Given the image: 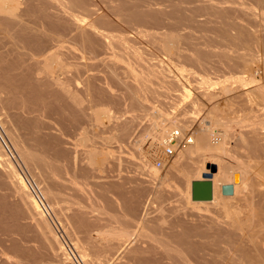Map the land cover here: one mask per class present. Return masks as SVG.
<instances>
[{"label": "bare ground", "instance_id": "bare-ground-1", "mask_svg": "<svg viewBox=\"0 0 264 264\" xmlns=\"http://www.w3.org/2000/svg\"><path fill=\"white\" fill-rule=\"evenodd\" d=\"M256 18H260V20L257 21ZM253 19L256 24H252L250 21ZM238 20L245 21V24L239 23ZM258 26L260 33L253 34V29ZM183 29L188 31L186 37L180 33V30ZM203 31L212 35H203L205 38L202 41L197 40L194 45L202 46L204 44L211 48H222L220 52L216 53L210 49L202 51L197 46H194L195 50L188 47L181 48L180 43L182 42L180 40L186 41L195 32L202 33ZM158 33L162 38L157 45L161 56L155 54L148 56L143 41L152 42L155 38H159ZM0 34L13 40L9 41V49L0 52V98L4 96L9 111L14 109L11 114L16 111L18 113L17 118L21 122L24 121L21 127L25 126L24 129H28L24 132L19 130L20 133H18L16 128L20 125L17 126L14 119L7 120L6 118L4 120L0 118V126L6 136L1 134L3 137H7L8 144L16 150L18 158L21 159L26 168L23 164L22 167L29 171L35 170L34 172H36L37 170V174H33V177L42 196H44L43 199L52 209L49 208L53 213L50 216L55 215L56 219L59 218L54 208V204H57L59 200L55 201V187H50L45 183V186L42 185L40 179L42 177L55 183L54 175L60 174L63 165L61 161L68 156L70 157L72 152L67 154L66 150L63 149L65 146L62 148L63 143L67 142L66 137H62L66 128L62 125L61 130L58 127V132L54 133V130L51 131L53 124L49 121L50 117L46 115L47 111H57L59 107L54 105H58L62 99L70 105L71 110L77 112V118L80 116L92 123V126H96L102 119L101 115H105L110 128L117 131L124 130L125 126L130 124L129 121L125 123V121L122 122L124 119H121L123 113L128 111L123 107L125 99L130 101L129 110L137 109L153 115L154 120L145 129V132L150 136L148 147L144 148V146H140L141 144L139 145L141 161L139 164H142L143 169L145 168L152 180H155V187L151 185L154 188L152 190L153 201H158V209L161 212L166 210L164 206L165 196H163L166 186L175 189V183H172V180L179 183L178 179H180L182 183V187L178 184L181 193L179 205L176 207L177 211H181V215L186 217L194 215L196 219L191 220V226L184 227L181 225L180 232L176 233L178 234L177 238H174L177 239L176 242L163 243V240L157 243L156 246L163 247L161 253L165 256L162 261L141 257L145 253H148V256L149 254L153 255L152 253L156 251L141 248L140 243H136V238L156 236V234H152L154 235L152 236L146 232L150 229L148 228L150 224H146V227L145 223L142 229H146V231H142L138 235L125 227H113L111 234L107 235L106 238L112 242L106 240V243L94 242V244L89 242L96 248L95 257L99 258V256L105 255V247L121 254L120 252L129 245V248L127 247L122 252L124 255L121 254L122 256L117 258L118 261L115 264H165L164 260L166 259L183 264H188L189 261L194 264H264V0H0ZM64 43L66 48L67 44L73 46L75 51L71 50V47L68 50L73 56L68 53L69 57L67 54L62 58L64 52L60 53L62 50L59 51L57 48L61 46L63 48ZM55 47H57L56 51L52 52L51 49ZM241 49L245 51L242 54L239 53ZM190 50L194 51L188 53ZM102 55H106V57L109 55V57H101ZM69 58L73 60L69 61ZM115 58H119L123 62L124 70L122 73L125 75H130L127 73L131 72L128 70L129 67L138 68L137 71L134 69L131 74L132 77L130 76L133 79L132 82L130 81L131 78L126 82L127 80L125 81L121 77L122 74L119 75L116 71L117 62ZM99 62H103V65L109 70L108 77L111 81H103L106 83L105 86L97 83L99 79L96 74L84 75L83 73L84 68L93 69ZM169 62L176 66L175 69L169 68ZM181 62H186V65L181 64ZM71 67L77 72V78L66 75V71ZM194 78L197 79V84L200 86H195V84L194 87L187 84ZM79 82L83 87L81 90H79V86L77 88ZM110 82L119 85H117L118 89H122L120 95L109 91V88H112ZM154 82L160 84L159 87L154 85L152 88L150 84ZM155 86L158 88L157 90L154 88ZM160 86L163 87V91H158L161 89ZM113 88L115 87L113 86ZM173 91H177L183 100L188 97L191 101L205 99L208 102L212 100L215 102L220 98L236 99L247 107L249 106L248 109L253 113L245 114V118L249 119V122L242 126L246 129L240 125V122L237 123L239 117L236 119L237 121L229 116V118L221 117V114L217 113L219 109L216 111L217 104L211 106L207 112L209 115L195 126L194 124L192 126L191 119L189 121L185 117L181 118L178 111L179 117L176 114L171 117L164 116L168 118L167 121L160 122L162 116L158 119L159 116L157 112L154 113L155 110L150 113L144 102L157 95L166 97ZM174 97L176 98V96ZM58 100L60 101L58 102ZM16 101L17 105L14 104ZM85 103L87 105H84ZM107 103L115 106L116 111H110ZM70 109L64 105L63 108L59 109L62 111L60 114ZM117 113L120 114L117 115ZM183 114L185 116V113ZM60 117L62 116L59 115ZM6 121H10L8 125H6L8 123ZM56 121L61 120L56 119ZM134 122L135 119H132L131 124ZM233 122L242 127L237 137L233 136L231 131ZM67 125L69 124L67 123ZM173 131H179L181 135L189 134L191 142L167 158L164 150L162 152L160 147L168 145ZM82 132L77 139L72 138V140H76L75 145H83L89 148L84 150V159L87 164H95L97 155H102L100 161L103 162L110 161L115 157H112L113 154L106 149H104V153L101 152L102 149H96L97 136L92 131L83 130ZM67 135L71 136V133ZM117 138L126 142L124 133H118ZM138 138L141 139V136ZM232 141H234V145L231 147ZM103 142L107 141L103 139ZM134 142L140 143L139 139ZM51 152H53V156ZM76 152L78 155V151ZM160 152L162 153L160 154ZM75 155L70 157L74 161L75 158L78 159V156L75 157ZM15 156L12 151L11 153L7 151L0 140V254L7 255L6 253H9L8 256L11 258L1 259L0 264H31L33 259L30 260L32 254L29 251L32 252L33 248L31 246L30 249V246L26 245L29 241L26 238V234H28L26 230L32 226L36 230L35 235L41 245L40 251L36 250L40 256L44 255L49 262L55 264H66V259L69 256L57 233L52 228V224H50V221L53 222L49 216L50 212L46 213L45 209L28 190L22 176L24 169L21 170V165ZM81 156L79 155V157ZM155 159L162 162L161 167H156V161H153ZM16 166L21 170L20 173ZM82 166L84 167V165H80V167ZM166 166L167 168L164 170L163 168ZM160 169L163 170L160 171ZM96 170L98 171L100 168L96 166ZM79 172L83 178L92 177L85 168ZM73 173L77 174L75 171ZM203 173L211 174L212 199L210 201H197L184 197L183 194L191 192V182L202 180ZM235 173L239 174L237 183H233V174ZM93 176L96 178L95 174ZM111 176L114 178L113 175ZM105 177L108 179L107 176ZM115 177L118 178L119 176ZM151 178L149 183H151ZM108 184L101 186L100 196L102 198L104 195L106 199L107 197L111 198L107 193L113 186ZM225 184H233L231 195L221 193V186ZM137 187L139 188V186ZM119 188L115 192L118 193ZM92 191L94 192V189ZM117 195L120 197L119 194ZM176 195L179 196V194ZM12 196L16 197L10 199ZM57 198L60 199L59 195ZM106 201L109 202V200ZM121 205L120 203V207ZM122 206L123 209L121 210L124 213L121 214H126V212L130 214V211L134 209L130 201ZM204 206H209V208L211 206V209ZM110 207H113L112 204ZM189 207L195 212V208H201L212 213L215 209V211L218 210L216 211L218 216L215 217L208 213H193V211L191 213L187 211ZM228 207H231L232 211ZM115 209L116 204L114 210L112 208V212H115ZM135 212L133 213L135 214ZM158 213L160 212L158 211ZM113 214L116 215L117 210L116 214ZM86 215L84 211H77V215H73L75 217L74 225L83 229L85 225L82 219ZM122 217L125 219L124 215ZM155 217L152 219L156 222L166 223L165 216V218L163 216ZM29 219L32 222H29ZM113 219L111 218V220ZM86 220L88 221V219ZM150 220L151 218L147 219V216L142 219L143 222ZM59 221L61 222V217L56 222L58 226L64 228V231L69 229L63 223L59 224ZM66 222L68 226V221ZM119 222L118 219L117 223L119 224ZM67 231L66 233H68ZM31 235L34 236V234ZM164 236L166 237V234L161 235L162 238H165ZM73 239L75 241V238ZM73 239L72 242H74ZM74 245L76 244L74 243ZM82 247H80L81 250ZM85 249L83 250L85 251ZM84 251H81L80 254L82 258L87 255L86 251L85 255L82 253ZM117 254L116 256H118ZM82 258L81 260H83ZM103 261L105 260L103 259ZM82 262L89 263L87 258Z\"/></svg>", "mask_w": 264, "mask_h": 264}, {"label": "rangeland", "instance_id": "rangeland-1", "mask_svg": "<svg viewBox=\"0 0 264 264\" xmlns=\"http://www.w3.org/2000/svg\"><path fill=\"white\" fill-rule=\"evenodd\" d=\"M169 10H171V9H169ZM259 11V10H258ZM256 20L258 21V20H260V18L258 19V18H256ZM251 22H252V24H256V21L253 19V20H250ZM238 22L239 23H242V24H245V21H243V20H238ZM184 30V31H183ZM183 30H180V33L183 35V36H187L186 34V32H188L187 31V29H183ZM162 31H164V30H162ZM198 33V34H197ZM195 32L193 35H192V37L190 38V39H186V41L185 40H180V42H182V43H180L181 44V48L182 49H184V47H188V48H190V49H196L195 47L197 46L198 47V49H200V50H208V49H210L211 51H213V52H220V50H222V48H211V47H208V46H206V45H194L195 43H196V41L197 40H200V41H202V39L203 38H205L204 36H209V35H212V34H209V33H207L206 31H203L202 33L200 32ZM260 33V27L258 26L256 29H253V34H259ZM196 35V36H195ZM204 35V36H203ZM158 36H159V38H155L152 42H149V41H143L142 43H143V45H144V47H146V52H148L146 55H148V56H150V55H152V54H155V55H157V56H161V52H160V50L158 49V47H157V45L161 42V35L158 33ZM199 36V37H198ZM202 36V37H201ZM193 38V39H192ZM196 39V40H195ZM192 40V41H191ZM9 41H13L12 39H8V37H6V36H4V35H2V34H0V46H2V47H0V52H4L5 50H7V49H9V47H10V43H9ZM188 41V42H187ZM190 42H192V43H190ZM190 43V44H189ZM193 44V45H192ZM66 44L64 43L63 44V48H62V46L61 47H59V48H57V47H55V48H53V49H51L52 50V52L53 51H56V48H57V50H59V51H61L60 53H62V52H64V53H62V58H64L65 57V55H67L68 53L71 55V56H73L71 53H70V51L68 52V50L70 49L69 47H71V45L70 44H67V48H66V46H65ZM68 45H70V46H68ZM195 46V47H194ZM61 48V49H60ZM203 48V49H202ZM55 49V50H54ZM19 51L21 50L20 48L18 49ZM67 50V51H66ZM71 50H73V51H75L74 50V48H73V46L71 47ZM193 50V51H194ZM66 51V52H65ZM173 51H175V49H173ZM183 52H184V50H182ZM186 51V50H185ZM193 51H188V53H191V52H193ZM51 52V51H50ZM50 52H48V53H50ZM230 53L229 54H231V51H229ZM242 52L244 53L245 51L244 50H240L239 51V53H241L242 54ZM151 53V54H150ZM67 55L68 57L70 56V55ZM233 54V53H232ZM203 55H204V53H203ZM236 55V54H235ZM148 56H145V57H148ZM68 57H66V58H68ZM101 57H105V58H107V57H109V55H107V57H106V55L104 56V55H102ZM214 59H217L216 57H214ZM69 61L70 60H73V59H71V58H69L68 59ZM107 60V59H106ZM115 61L117 62V66L115 67L116 68V71L119 73V75L120 74H122V78L126 81V82H128V80L132 77V72H134V71H137V69L138 68H135L134 66H131V67H129L128 68V70L129 71H131V72H127V73H129L130 75H125L124 73H122V70H124V66H123V62L122 61H120L119 60V58H115ZM170 63L171 62H169V64H168V66H169V68L170 69H175V67L176 66H174L172 63H171V65H173V66H171L170 65ZM104 63L103 62H99L96 66H94L93 67V69H89V68H84L83 69V73H84V75H88V74H96V76H97V78L99 79V80H97V83L98 84H100L101 86H105L106 85V83H103V81L104 82H107V80H108V82L109 81H111L110 80V78L108 77L109 76V70L107 69V67L105 66V65H103ZM181 64H185L186 65V62L184 63V62H181ZM102 65V66H101ZM122 65V66H121ZM120 67H121V69H120ZM134 67V68H133ZM173 67V68H172ZM187 67H189V66H187ZM119 68V69H118ZM68 69V68H67ZM73 68L71 67L70 69H68V71H66L67 73H66V75L68 76V77H72V76H74V77H76V76H78V74H77V72L73 69ZM135 69V70H134ZM134 70V71H133ZM106 71H107V73H106ZM121 71V72H120ZM76 72V73H75ZM72 74H74V75H72ZM107 74V75H106ZM125 76H124V75ZM99 75V76H98ZM105 75V76H104ZM124 76V77H123ZM131 76V77H130ZM101 77V78H100ZM126 77V78H125ZM77 78V77H76ZM103 79V80H102ZM193 79V78H192ZM132 78L130 79V81L132 82ZM191 80V79H190ZM102 81V82H101ZM129 81V82H130ZM155 82H157V81H155ZM149 83L150 84V86L153 88V86L154 85H158L157 83ZM111 83V82H110ZM198 83V81H197V79L196 78H194V80H192L190 83L189 82H187V84L188 85H190V86H194L195 84V86H200L199 84H197ZM105 84V85H104ZM193 84V85H192ZM111 85H112V88H109L110 90V92L111 93H113V94H118V95H120L121 94V90L120 89H118L119 87H117V85L118 84H116L115 82H113V83H111ZM160 85V84H159ZM159 85L157 86V87H159ZM78 86H79V90H81L83 87H82V84L79 82V84H77V88H78ZM113 86L115 87V88H113ZM119 86V85H118ZM194 86V87H195ZM156 86L154 87L156 90L158 89ZM160 88L161 89H159L158 91H163L164 89H163V87H161L160 86ZM192 91V90H191ZM175 92H177V91H173V92H170V94H168V95H166V97L165 96H163V95H157V96H155V97H153V98H151V99H149V100H147V101H145L144 102V104H146V106L149 108V112L150 113H152L154 110V113H156L157 112V114H158V116L159 117H157L158 119H160V117L162 118L161 120H160V122H163V121H167L166 119H168V118H165V117H171V116H174L173 114H178V112H179V116L181 117V118H184L185 117V119H189V121H190V119H191V123H192V126H193V124H194V126L195 125H197V123H199L200 121H202V120H205V118L209 115V113H207L208 112V109L211 107V106H214V105H216V108H217V110L216 111H218V109H219V112H217L218 114H221L220 116L221 117H224V118H227L228 116L230 117V118H234V120L235 121H237L236 119H238V117H239V120L237 121V123L238 122H240V125L242 126H244V125H246V124H248V123H246V122H249V119L247 120V118H245V114L246 115H250L251 113H253V112H251L248 108H249V106L247 107V105H244V104H242V102L240 101H236V99H232V100H230V99H225V98H220V99H218V100H215V102L212 100V101H209L208 102V100H205V99H198L197 101H191V99H190V97H188V98H185L184 100L181 98V96H179L180 94L178 93H175ZM160 93V92H159ZM172 94H173V96H172ZM174 96H176V98L174 97ZM179 96V97H178ZM4 97V96H3ZM2 96H1V98H2V102H1V98H0V110L2 111H0V118H3L4 120H6V118H7V120H10V119H14V122L16 123V125L18 126V125H20V127L18 126V128H16L17 129V132L18 133H20V131L21 130H23V131H21V132H24L25 130H28V129H24L25 128V126H23V127H21L22 125H23V123H24V121L23 122H21L18 118H17V114L18 113H16V111H14L12 114H11V112H12V110H14V109H12L11 110V112L9 111V108H8V106L6 105V101H5V99L3 98ZM163 97V98H162ZM172 97V98H171ZM156 98H158V99H156ZM126 100V101H125ZM124 101H123V107L125 108V109H127L128 111H126V112H121V113H123V116L121 117V119H124V120H122V122H124L125 121V123L126 122H130V124H131V120L132 119H135V122L134 123H132L131 125L129 124V125H126L125 126V128H124V130H121V131H117V130H114V129H111L110 128V125H109V121H108V119L107 118H105L104 116L105 115H101L102 116V119L100 120V123L98 124V125H96V126H92V123H90L89 121H87V120H84V119H82L80 116V118L78 117L77 118V116L78 115H76L77 114V112L76 111H73V110H71L70 108H69V104L68 103H66L63 99L60 101V100H58V102H59V104L58 105H54V106H56V107H59L58 108V110H57V108H56V110L57 111H47L46 113V115L47 116H49L50 117V122H52V128H51V131L52 130H54L53 132L54 133H57L58 131L57 130H59L60 129V127L63 125L65 128H66V132H65V134L63 133L62 134V137H66V143H63V146H62V148L63 149H65L66 150V152H67V154H70L69 152H71V154H70V157H72V155L74 156L75 155V152L76 151H78V155H77V152H76V155H75V157H77L78 159H76L75 158V161L72 159V158H70L69 156L67 157V158H65L64 160H62L61 162H62V164L64 165V167H63V165H62V168H63V170H62V168H61V171H60V174L57 176L56 174L54 175V180H55V183L54 182H52L51 180H49V179H43L42 177H41V184L42 185H44V183H45V185H48V186H50V187H55V193H56V202H57V200H59V202L56 204H54V208H55V211H56V214H57V217H59L58 219H60V217H61V222L59 221L58 223L60 224V223H63L65 226H66V228H69V229H67L66 231L68 232V233H66V231H64V228H61L60 226H58L57 225V220L58 219H56V217H55V215H53V216H50V215H52L53 213L51 212V208H50V205H48V204H46L47 202H46V200L45 199H43L44 198V196H42V200H43V203H44V205H45V207H46V209H47V211H45L46 213L48 212L49 213V216L53 219V222L52 221H50V224H52L51 226H52V228L54 229V231L57 233V236L60 238V241L62 242V244H63V246L65 247V249H66V252L68 253V251H67V248H66V246L64 245V242H63V239L71 246V248H72V250H73V252H74V254H75V256H76V259H77V261L72 257V256H70V254L68 253V259H66V264H86V263H84V262H82L85 258H87V260H88V264H115V262H117L118 260H117V258H119L120 256H122V255H124L122 252H124L125 251V249L128 247L129 248V245L125 248V249H123L122 250V252H120L121 254H117L118 252H115L114 250H111V249H108L107 247H105V251H106V256L105 255H101V256H99V258L98 257H95V254H94V252L96 251L95 249V247L91 244V243H106V241H108V242H112V241H109V240H107L106 238H107V235H110L111 234V231H112V229H113V227H125L126 229H129V230H133L134 231V233H135V235H138L139 233H141L142 231H146V229H142V227H143V225H144V223H145V225L147 224V225H149L150 224V226H148V228H150L149 230H147L146 232L148 233H150L151 235L152 234H156V236H154V235H152V236H154V237H152V238H154V239H152V238H143V237H139V238H136L135 240H137V242L136 243H140V246H141V248H144V249H148V250H156V251H154L152 254L153 255H151V254H149V256H148V253H145L144 255H141V257L143 256V257H145V258H149V259H156V260H160V261H162V259H164L163 257L165 256L164 254L162 255V251H163V247H161V246H156L157 245V243H159L160 241L162 242L163 240V243L165 242V243H167V242H169V243H174V242H176L175 240H177V239H174V238H177L176 236L178 235V234H176V233H179L180 232V228H181V225H183L184 227L186 226H191L192 225V221L191 220H195L196 219V216H189V217H186V216H184V215H181V211H177V208L176 207H178V205H179V198H180V185H181V187H182V183H181V181H180V179H178V182L179 183H177V182H175V180H172L173 182L172 183H175V189H173V188H171V187H169L168 185L165 187L166 188V190H164V192H163V196H165V211L164 212H161L158 208H159V205H158V201L157 200H155V201H153L154 199H153V191L152 190H154V188L152 187V186H154L155 187V180H152V178L149 176V174L146 172V170H145V168L143 169V166H141L142 164H139V163H141V161H140V155H139V153H140V150H139V147L140 146H144V148H147L148 147V143L150 142V140H149V134H147L146 132H145V129L147 128V126H149L150 124H151V122L154 120V118H153V115H151V114H146V113H144L143 111L141 112V110H129V105H130V101H128V99H125ZM155 100V101H154ZM159 100V101H158ZM161 100V101H160ZM202 100H204V101H202ZM172 101V102H171ZM64 102V104H62V103ZM199 102V103H198ZM212 102H214V103H212ZM4 105H3V104ZM87 103V102H86ZM84 104V105H87V104ZM193 103V104H192ZM195 103V104H194ZM202 103V104H201ZM15 105H17V101L14 103ZM160 104V105H159ZM198 104V105H197ZM199 104H201L200 106H199ZM219 104V105H218ZM236 104V105H235ZM6 105V106H5ZM61 105H62V107H61ZM65 105V107L67 108V109H70V110H67L65 113H63V114H60V113H62V111L61 110H59L60 108H63V106ZM193 105V106H192ZM152 106V107H151ZM192 106V107H191ZM218 106V107H217ZM239 106V107H238ZM242 106V107H241ZM3 107H5V108H3ZM107 107H109L110 108V111H116V107L114 106L113 107V105L112 104H110V103H107ZM154 107V108H153ZM169 107H171V108H169ZM192 108H193V110H192ZM195 108V109H194ZM200 108V109H199ZM205 108V109H204ZM231 108V109H230ZM5 109V110H4ZM157 110V111H156ZM186 110V111H185ZM234 112H233V111ZM244 110H246L245 112H244ZM4 111H6V112H4ZM8 111V112H7ZM69 111V112H68ZM174 111V112H173ZM178 111V112H177ZM243 111V112H242ZM87 112H90V110H87ZM148 112V113H149ZM187 112V113H186ZM192 112H194L193 114H192ZM250 112V113H249ZM2 113H4V114H2ZM52 113H54L53 115H52ZM68 113H70V114H68ZM160 113H161V115H160ZM169 113V114H168ZM183 113H185V116H184V114ZM13 114H14V116H13ZM16 114V115H15ZM50 114V115H49ZM66 114L68 115L67 117H66ZM120 113H117V115H119ZM236 114V115H235ZM8 115V116H7ZM12 115V116H11ZM31 115V114H30ZM52 115V116H51ZM59 115L60 116H62V117H60L59 118ZM63 115H65V116H63ZM177 115V116H178ZM187 115V116H186ZM231 115V116H230ZM5 116V117H4ZM71 116V117H70ZM165 116V117H164ZM178 116V117H179ZM235 116H237V117H235ZM9 117V118H8ZM17 119H15V118ZM48 117V118H49ZM56 117V118H55ZM69 117V118H68ZM228 117V118H229ZM243 117V118H242ZM76 118V119H75ZM52 119V120H51ZM56 119H58V120H61V121H56ZM156 120V121H159V120ZM246 119V120H245ZM55 120V121H54ZM76 120H78L77 121V124H76ZM82 120V121H81ZM84 120V121H83ZM193 120V121H192ZM243 120V121H242ZM65 121V122H64ZM72 121V122H71ZM104 123H103V122ZM6 122H8V121H6ZM10 122V121H9ZM9 122L8 123H6V125H8L9 124ZM19 122H20V124H19ZM54 122V123H53ZM57 122V123H56ZM71 122V123H70ZM67 123L69 124V125H67ZM102 123H103V125H102ZM190 123V122H189ZM196 123V124H195ZM237 123H235V122H233L232 124H231V131H232V134H234L233 136H235V137H237V136H239V130L240 129H242V127L238 124L237 125ZM245 123V124H244ZM22 124V125H21ZM54 124H55V126H54ZM57 124V125H56ZM58 124H60L59 126H58ZM65 124V125H64ZM237 126H236V125ZM1 125V124H0ZM99 125H101V126H99ZM16 126V127H17ZM68 128H67V127ZM72 126V127H71ZM77 126H78V128H77ZM99 126V127H98ZM109 126V127H108ZM240 126V127H239ZM57 127V128H56ZM58 127H59V129H58ZM70 127V128H69ZM81 127H82V129H81ZM23 128V129H22ZM220 128V127H219ZM244 129H246V127H243ZM0 130H1V132H2V134H3V136H6V135H4V132H3V130H2V127L0 126ZM20 130V131H19ZM61 130V129H60ZM83 130H89V131H92L96 136H97V144H96V149L98 150H101V152L102 153H104L105 152V150L104 149H106L107 151H109L110 153H112L113 155H112V157L113 156H115V157H113L112 159H110V161L109 160H106V161H100V159H101V157H102V155H97V157H96V163L95 164H92V165H89V164H87L86 163V160L84 159V150H86V149H89V148H87V147H84L83 145H75L76 143V140H74V139H77V137L80 135V134H82L83 132ZM70 131V132H69ZM75 131V132H74ZM60 133V132H59ZM70 133H71V136H68L67 134H69L70 135ZM118 133H124V135H125V138H126V142H124V141H120L118 138H117V135H118ZM74 134V135H73ZM141 134V135H140ZM64 135V136H63ZM77 135V136H76ZM74 136V137H73ZM139 136H141V139L140 138H138ZM70 137H71V139H70ZM112 137V139H110ZM5 138V140L7 141V144L9 143L8 142V139H7V137H4ZM72 138H74L73 140H72ZM69 139L71 140L70 142H69ZM103 139H105L107 142H103ZM136 139H139V142L140 143H138L137 142V144L134 142ZM73 141V142H72ZM69 143H73V144H69ZM234 143V141H232L231 143H230V145H231V147L234 145L233 144ZM133 144H135V145H133ZM141 144V145H140ZM9 146H10V149H11V147H12V145H10V144H8ZM67 145V146H66ZM73 145V146H72ZM138 145V146H137ZM140 145V146H139ZM134 146V147H133ZM136 146V147H135ZM67 147V148H66ZM132 147H133V149H132ZM69 148V149H68ZM75 148V149H74ZM136 148V149H135ZM138 148V149H137ZM161 148V151L163 152V150H164V147L162 146V147H160ZM163 148V149H162ZM11 151H12V153H13V155H16L15 157H16V159H17V161H18V163L21 165V170H23V173L25 174V172H26V176L28 177V178H30L31 180H33V182L35 183V179H34V177H33V174H37V170H36V172H34L35 170H28V169H25L26 167H25V165L22 163V161H21V159L20 158H18L19 156H18V154H17V152H16V150H14L13 149V147H12V149H11ZM75 151V152H74ZM239 151H242V150H239ZM162 152H160V154L162 153ZM80 153H82V154H80ZM53 154V152H51V155ZM79 155L82 157H79ZM53 156V155H52ZM100 156V157H99ZM118 156V157H117ZM121 156V157H120ZM99 157V158H98ZM20 160V162H19V160ZM118 160H120L121 162H119ZM10 161H12L11 159H10ZM64 161V162H63ZM77 161V162H76ZM115 161V162H114ZM154 162L156 161V159L155 160H153ZM170 161V160H169ZM79 162V163H78ZM106 162V163H105ZM111 164H110V163ZM118 162V163H117ZM153 162V163H154ZM66 163H68L67 165H66ZM78 165H77V164ZM120 163V164H119ZM12 164L13 165H15V163L14 162H12ZM24 165V167H22L23 165ZM100 164H102L101 166H100ZM113 164V165H112ZM19 165V166H20ZM74 165V166H73ZM77 165V166H76ZM80 165H84V167L82 166V167H80ZM138 165H140V166H138ZM198 165H200V163H198ZM67 168H66V167ZM73 166V167H72ZM93 166V167H92ZM96 166H97V168H100V170H96L95 171V168H96ZM98 166H100V167H98ZM109 167V169H108V167ZM168 166V165H167ZM167 166L166 167H164L163 169L165 170L166 168H167ZM102 167V168H101ZM23 168V169H22ZM66 168V169H65ZM71 168H73V169H71ZM75 168V169H74ZM79 168H85L86 169V171L88 172V174L90 175V176H92V177H87V178H83V177H81V172H79V171H81V169L79 170ZM111 168V169H110ZM113 168V169H112ZM16 169L18 170V172L20 173V169H19V167L18 166H16ZM106 171H104V170ZM163 169H160V171H162ZM102 170V171H101ZM111 170H113V171H111ZM144 170V171H143ZM75 171V173H77V174H74L73 172ZM90 172H91V174H90ZM99 172H101V173H99ZM105 172V173H104ZM66 173H67V175H66ZM95 174V176H96V178L93 176L94 174ZM103 173V174H102ZM144 173H146V174H144ZM64 174V175H63ZM102 174V175H101ZM106 174V175H105ZM119 174V175H118ZM61 175H63V176H61ZM97 175H98V177H97ZM111 175H113L114 176V178L111 176ZM56 176V177H55ZM101 176V177H100ZM102 176H104V177H102ZM105 176H107V178L108 179H105L106 177ZM115 176H119L118 178H116ZM121 176V177H120ZM133 176V177H132ZM250 176V175H249ZM35 177H36V175H35ZM62 177H63V179H62ZM67 177V178H66ZM100 177V178H99ZM40 178V177H39ZM38 178V179H39ZM99 178V180H97ZM111 178V179H110ZM122 178V179H121ZM151 178V183H149L150 182V179ZM89 179V180H88ZM112 180V181H110V180ZM120 180V182H119V180ZM43 180V181H42ZM49 181V182H45V181ZM66 182H65V181ZM96 180V181H95ZM118 180V181H117ZM122 180H123V182H122ZM125 180H126V182H125ZM148 180V181H147ZM43 182V183H42ZM99 182V183H98ZM114 182H116V183H114ZM119 182V183H118ZM121 182L123 183L122 185H121ZM125 182V183H124ZM149 184H148V183ZM52 183V184H51ZM108 183H110V186H113V187H111V189L113 190L114 188V191H111V189H110V192H108L107 194L109 195V197H111V198H108L107 197V199H106V197H105V195L103 196V198L100 196V192H101V186H102V184H104V185H109ZM51 184V185H50ZM95 184H96V186H95ZM117 184V185H116ZM145 184V185H144ZM178 184H180V185H178ZM37 185V184H36ZM44 185V186H45ZM98 185H100V186H98ZM115 185V186H114ZM119 185V186H118ZM148 185V186H147ZM152 185V186H151ZM38 186V185H37ZM39 186H41V185H39ZM121 186H123V187H121ZM137 186H139V188L137 187ZM119 187H121L122 188V190H121V188H119ZM125 187V188H124ZM39 188V187H38ZM118 188L120 189L119 191H118V193L117 192H115V191H117L118 190ZM94 189V192L92 191ZM186 189H187V191H189V189H188V187H186ZM96 190V191H95ZM125 190V191H124ZM136 190V191H135ZM176 190V192L174 193V191ZM178 190V191H177ZM41 191V190H40ZM122 193H121V192ZM140 191V192H139ZM144 191V192H143ZM151 191H152V193H151ZM168 191V192H167ZM172 191V192H171ZM113 192H115V193H113ZM125 192V193H124ZM142 192V193H141ZM170 193V194H169ZM171 193H173V194H171ZM106 194V196H108ZM112 194V195H111ZM114 194V195H113ZM117 194H119V196L120 197H117L118 195ZM123 194H124V197H123ZM140 194V195H139ZM152 194V195H151ZM175 194V195H174ZM176 194H179V196L178 195H176ZM57 195H59V198L60 199H58L57 198ZM117 195V196H116ZM134 195V196H133ZM238 195H240V194H238ZM140 196V197H139ZM146 196V197H145ZM150 196V197H149ZM183 196L184 197H186V198H188V199H191V192H187L186 194H183ZM16 196H12L10 199H14ZM121 198V199H120ZM130 198V199H129ZM109 200V202L111 201V200H114V201H111V203H110V206H111V204H112V206L113 207H110L109 206V202H107L106 200ZM118 200V202H117V200ZM120 199V200H119ZM123 199V200H122ZM124 199H126V201H124ZM131 199H133V200H131ZM137 199V200H136ZM116 200V201H115ZM131 202V204L133 205V210H131L130 211V214L128 213V212H126V214H121V213H124L121 209H123V206L122 205H126V203L128 202L129 203V201ZM192 200V199H191ZM61 201V202H60ZM122 201H124V202H122ZM152 201H153V204H152ZM126 202V203H125ZM59 203H60V205H59ZM120 203L122 204L121 205V207H120ZM114 204V205H113ZM115 204H116V209H115V212H112L113 210H114V207H115ZM62 205V206H61ZM100 205V206H99ZM56 206V207H55ZM99 206V207H98ZM173 206H175V207H173ZM117 207H119L118 209H117ZM173 207V208H172ZM205 208L207 207V209H211V206H210V208H209V206H204ZM51 210H50V209ZM112 208H113V210H112ZM204 208V209H205ZM231 211H232V208L231 207H228ZM62 209V210H61ZM67 209H68V211H67ZM59 210V211H58ZM64 210V211H63ZM79 210H81V211H84V212H86V216H85V218H83L82 219V221H84V225H85V227H83V229L82 228H80L79 226H76V225H74V218L75 217H73V215L75 216V215H77V211L79 212ZM116 210H117V214H116ZM121 210V211H120ZM174 212H173V211ZM176 210V211H175ZM195 210H196V212L192 209V208H188L187 209V211H190L191 213H192V211H193V213L195 212V213H197V212H199V213H208V214H210V215H212V216H215V217H217L218 215H217V212L216 211H218V210H216L215 211V209H214V212L212 213V212H208V211H204L203 209H201V208H195ZM58 211V212H57ZM61 211V212H60ZM64 212V214H63V212ZM75 211H76V214H75ZM136 211V212H135ZM158 211L160 212V213H158ZM167 211V212H166ZM187 211H185V212H187ZM65 212H67V213H65ZM133 212H135V214L133 213ZM176 212V213H175ZM220 212V211H219ZM222 212V211H221ZM59 213V214H58ZM112 213H115L116 215H112ZM133 213V214H132ZM144 213V214H143ZM161 213H162V215H161ZM68 214V215H67ZM129 214V215H128ZM148 214V215H147ZM155 214H157V215H155ZM180 214V215H179ZM112 215V216H111ZM122 215H124L125 216V219H124V217H122ZM135 215V216H134ZM141 215V216H140ZM111 216V217H110ZM119 216V217H118ZM139 216V217H138ZM143 216V217H142ZM147 216V219H149V218H151V220L150 221H146V222H143L142 221V219H144L145 217ZM157 217V216H165L164 218L165 219H167L166 220V223H163V224H160V222L158 223V222H156L155 220H153L154 219V217ZM48 217V216H47ZM49 217V218H50ZM63 217V218H62ZM70 217V218H69ZM71 217H72V219H71ZM116 217V218H115ZM130 219H129V218ZM134 217H135V219H134ZM137 217H138V219H140V220H138L137 219ZM155 217V218H156ZM182 217V218H181ZM50 218V219H51ZM69 218V219H68ZM111 218L113 219V220H111ZM121 218V219H120ZM127 218V219H126ZM153 218V219H152ZM181 218V219H180ZM49 219V220H50ZM51 219V220H52ZM86 219H88V221L86 220ZM91 219V220H90ZM118 219H119V224L117 223V221H118ZM178 219V220H177ZM70 220V221H69ZM86 220V221H85ZM126 222H125V221ZM133 220V221H132ZM136 220H138V221H136ZM179 220H181V221H179ZM29 222H32L31 221V219H29L28 220ZM64 221V222H63ZM66 221H68V226H67V222ZM112 221V222H111ZM133 223H132V222ZM168 221V222H167ZM175 221V222H174ZM88 222V223H87ZM128 222V223H127ZM177 222V223H176ZM184 222V223H183ZM66 223V224H65ZM121 223V224H120ZM126 223V224H125ZM190 225H189V224ZM56 224V225H55ZM123 224V225H122ZM129 224H130V226H129ZM178 224V225H177ZM55 225V226H54ZM88 225V226H87ZM127 225V226H126ZM147 225H146V227H147ZM152 225H155L154 227L152 226ZM180 225V226H179ZM61 226H62V224H61ZM87 226V227H86ZM55 227V228H54ZM79 227V228H78ZM164 229H163V228ZM86 228H88L87 230H86ZM156 228V229H155ZM166 228V229H165ZM32 229V230H31ZM62 229V230H61ZM87 231H85V230ZM155 229V230H154ZM171 229V230H170ZM29 230V231H28ZM74 230V231H73ZM169 230V231H168ZM36 230H35V228H33V226L31 227V228H28L27 230H26V233L28 232V234H26L27 236H26V238L29 240L28 241V243H26V245L27 246H30V249H31V246H32V248H33V250H32V252H31V250L29 251V253H31L32 255V257H30V260H32L33 259V261L31 262V264L33 263V264H55V263H53V262H49L48 260H47V258L44 256V255H41L40 256V254H39V252L38 251H40V247H41V245H40V242H39V239H38V237L35 235L36 234V232H35ZM89 231V232H88ZM165 231V232H164ZM34 232V233H33ZM81 232V233H80ZM30 233V234H29ZM87 233V234H86ZM158 233H160V234H158ZM174 233V234H173ZM31 234H34V236L36 237V239L38 240H36V239H34L35 237L33 236V235H31ZM88 234H89V236H88ZM165 235L166 234V237L165 238H162L161 237V235ZM169 234H170V236H169ZM30 235V236H29ZM78 235H79V237H78ZM85 235V236H84ZM86 235H87V237H86ZM175 235V236H174ZM170 238H169V237ZM31 237V238H30ZM33 237V238H32ZM157 237H159V238H157ZM161 237V238H160ZM167 237H168V239H167ZM30 238V239H29ZM73 238H75V241H74V239ZM86 238V239H85ZM155 238H157V239H155ZM71 239V240H70ZM72 239H73V241L74 242H72ZM93 239H94V241H93ZM101 239H103V240H101ZM144 240V242H143V240ZM193 239V238H192ZM196 239V238H195ZM79 240V241H78ZM106 240V241H105ZM140 240V241H139ZM149 240H151V241H149ZM154 240H156V241H154ZM77 241H78V243H77ZM102 241V242H101ZM89 242H91V243H89ZM107 242V243H108ZM114 242H116V241H114ZM156 242V243H155ZM74 243L76 244V245H74ZM80 243V244H79ZM86 243H88L87 245H86ZM94 243V244H95ZM85 244V245H84ZM91 244V245H90ZM149 244H151V245H149ZM83 247H82V246ZM91 247H90V246ZM143 245V246H142ZM74 246H77V247H73ZM145 246H147V247H145ZM80 247H82V250H81V248ZM123 247V246H122ZM76 248V249H75ZM86 248V249H85ZM83 249H85V251L87 252L86 254L87 255H85V251L83 250ZM36 250H38V251H36ZM84 251V252H82L84 255H85V257H80V254H81V251ZM36 251V252H35ZM80 251V254H78V252ZM113 252H115L114 254H113ZM7 255H3V254H0V255H2V256H0V261H1V259H4V258H7V259H11L9 256H8V254L9 253H6ZM35 254V255H34ZM116 254L118 255V256H116ZM10 255V254H9ZM33 255H34V257H33ZM160 255V256H159ZM4 256V257H3ZM153 256V257H152ZM172 256H175V255H172ZM80 257V258H79ZM32 258V259H31ZM80 260H79V259ZM81 258L83 259V260H81ZM42 259H43V261H42ZM45 259V260H44ZM103 259L105 260V261H103ZM47 260V261H46ZM105 262V263H104ZM108 262V263H107ZM164 262H165V264H183V263H181V262H171V261H167V259L166 260H164ZM163 262V263H164ZM188 264H194L192 261H189L188 262Z\"/></svg>", "mask_w": 264, "mask_h": 264}, {"label": "built area", "instance_id": "built-area-1", "mask_svg": "<svg viewBox=\"0 0 264 264\" xmlns=\"http://www.w3.org/2000/svg\"><path fill=\"white\" fill-rule=\"evenodd\" d=\"M1 133L2 132L0 130V140L3 142V145L5 146L7 151L9 153H11V149H10L9 145L7 144V142L5 141V139ZM189 136H190L189 134L181 135V133L179 131H173L171 133L168 145L166 147H164V154L167 156V158L173 156L179 148L184 147V146H186L187 143L191 142V138ZM173 146H175V147H173ZM155 165H156V167H161L162 162L160 160H157L155 162ZM22 176H23V180H24L28 190L33 194L36 201L41 205V207H43V209H45V211H47L46 207L43 203V200H42V196H41L42 194L40 192V189L36 185V183H34L33 180L28 178L24 173L22 174ZM63 242H64V245L66 246L67 251L70 254V256H72L77 261L76 256H75L71 246L64 239H63Z\"/></svg>", "mask_w": 264, "mask_h": 264}, {"label": "water", "instance_id": "water-1", "mask_svg": "<svg viewBox=\"0 0 264 264\" xmlns=\"http://www.w3.org/2000/svg\"><path fill=\"white\" fill-rule=\"evenodd\" d=\"M202 180H193L191 182V199L197 201H210L212 199V181L210 173H203ZM239 181V174H233V183ZM223 195H231L233 193V184H225L221 186Z\"/></svg>", "mask_w": 264, "mask_h": 264}]
</instances>
